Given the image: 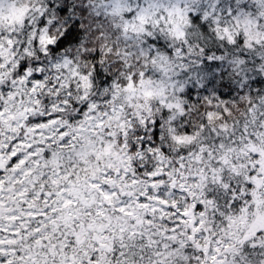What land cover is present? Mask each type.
Listing matches in <instances>:
<instances>
[{
	"label": "clouds",
	"instance_id": "1",
	"mask_svg": "<svg viewBox=\"0 0 264 264\" xmlns=\"http://www.w3.org/2000/svg\"><path fill=\"white\" fill-rule=\"evenodd\" d=\"M0 264H264V0H0Z\"/></svg>",
	"mask_w": 264,
	"mask_h": 264
}]
</instances>
